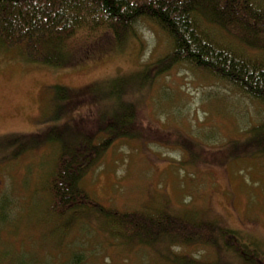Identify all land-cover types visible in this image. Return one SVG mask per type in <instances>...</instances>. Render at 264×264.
<instances>
[{"label": "rangeland", "instance_id": "1", "mask_svg": "<svg viewBox=\"0 0 264 264\" xmlns=\"http://www.w3.org/2000/svg\"><path fill=\"white\" fill-rule=\"evenodd\" d=\"M134 31L120 47L103 37L98 47L77 52L60 67L0 43V216L7 212L0 225V264H64L74 253L81 254L83 264H169L158 258L170 249L165 244H124L95 214L73 221L49 216L38 191L50 170L48 145L6 159L17 146L14 135L37 133L57 122L50 121L60 103L57 86L81 94L92 87L102 92L113 79L133 81L122 97L138 109L142 138L115 141L82 178L85 191L116 210L159 208L213 221L242 240H255L264 256V156L243 146L249 128L264 119V107L184 63L160 74L152 69L153 78L139 83L138 73L163 58L169 42L144 19ZM109 102L108 97L86 98L66 108L58 123L94 115ZM67 135L64 131L61 137ZM170 251L216 258L214 251L194 246ZM224 259L241 264L233 256Z\"/></svg>", "mask_w": 264, "mask_h": 264}, {"label": "trees", "instance_id": "2", "mask_svg": "<svg viewBox=\"0 0 264 264\" xmlns=\"http://www.w3.org/2000/svg\"><path fill=\"white\" fill-rule=\"evenodd\" d=\"M141 19L164 33L169 50L138 73L139 83L153 78L152 69L160 74L184 63L264 107V0H0V43L19 48L28 59L67 66L77 52L98 47L103 37L120 47ZM131 82L113 79L108 90L98 92L92 87L83 94L57 86L60 103L50 119L57 122L37 133L14 135L17 146L6 159H17L43 145L52 149L50 170L38 191L45 196L46 212L53 218L66 216L73 221L92 213L111 237L129 246H194L216 254L207 261L170 249L167 254L158 253L169 264H226L224 258L229 256L241 264H264L257 242L242 240L233 229L159 208L121 211L105 207L81 186L82 178L99 165L115 141L142 138L138 109L131 99L122 97ZM101 97L112 102L101 105L94 115L58 123L69 106ZM64 131L69 135L62 138ZM243 141L249 154L264 156V119L249 128ZM6 218L3 211L0 225ZM64 264H83V258L74 253Z\"/></svg>", "mask_w": 264, "mask_h": 264}, {"label": "bare ground", "instance_id": "3", "mask_svg": "<svg viewBox=\"0 0 264 264\" xmlns=\"http://www.w3.org/2000/svg\"><path fill=\"white\" fill-rule=\"evenodd\" d=\"M182 163V162H181ZM29 174V173H28ZM54 180V179H53ZM100 241V240H99ZM74 246V245H73Z\"/></svg>", "mask_w": 264, "mask_h": 264}]
</instances>
